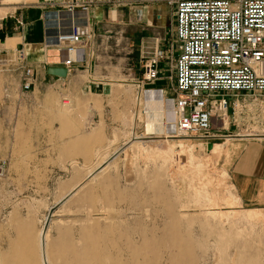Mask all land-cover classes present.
<instances>
[{"label": "rangeland", "instance_id": "rangeland-1", "mask_svg": "<svg viewBox=\"0 0 264 264\" xmlns=\"http://www.w3.org/2000/svg\"><path fill=\"white\" fill-rule=\"evenodd\" d=\"M39 2L0 0V24L21 8ZM13 42L8 40L6 46L0 42V164L4 161L6 167L0 177V197H34L33 201L40 200L35 206L45 205L38 237L41 243V236L47 235L46 264H264V213L248 212L240 202L229 201L236 196L229 168L240 140L264 135L259 108L243 114L237 126L226 119L225 130L213 121L210 134L215 138L207 143L213 144L208 149L200 139L173 137L178 135L174 127L168 132L164 124L173 105L165 98L163 106L154 99L151 102L146 93L143 114H138L141 123L135 125L130 114L132 130L123 134L124 149L112 156L114 142H108L97 150L94 163L83 173L86 182L55 207L69 189L63 183L65 176H56L46 186H14L11 182L12 169L25 175L22 168L32 160L27 154V101L19 95L21 71L12 55ZM108 46L112 49L97 64L99 74L125 84L138 79L139 51L133 49L127 61L122 43L116 48L113 42ZM61 97H57L59 108L70 109L71 101L63 104ZM220 144H226L229 157L210 161L214 146ZM71 166L75 170L78 163ZM49 206L55 208L46 225Z\"/></svg>", "mask_w": 264, "mask_h": 264}, {"label": "crops", "instance_id": "crops-1", "mask_svg": "<svg viewBox=\"0 0 264 264\" xmlns=\"http://www.w3.org/2000/svg\"><path fill=\"white\" fill-rule=\"evenodd\" d=\"M42 15L37 6H29L21 8L0 24V42L6 46L8 40L14 41V48L22 47L28 66L36 73L30 92L22 93L19 85L20 98L27 101V154L32 156V160L22 168L25 175L12 169L11 182L14 186H46L56 176H65L63 183L69 189L63 199L69 193L74 194L86 182L87 176L83 177V173L88 165L94 163L97 150L108 142H114L111 144L115 148L112 156L124 149L123 134L132 130L130 114L135 125L141 123L138 114H143L140 104L142 91L158 89L164 96L172 97L169 84L160 86L166 82L162 72L160 79L142 87L133 82L135 78L130 79V84L108 80L99 74L97 64L106 58L103 54L107 49H112L108 46L110 42L114 43V48L123 44L121 49L128 61L133 49L138 52L140 44L147 39L159 38L162 42L173 39L174 8L168 6L166 0H120L118 4H99L88 12L93 33L91 42L84 46L83 55L70 56L61 55L54 47L46 46L47 33ZM66 58L78 60L66 78L46 74V68L61 66ZM79 76L86 78H77ZM58 96H63L61 100L71 101L70 109L62 111L59 108ZM157 99L154 98L155 102ZM19 101L20 104L22 101ZM19 104L18 111L22 110ZM159 104L162 106L161 101ZM159 125L157 123L155 129ZM136 129L138 127L135 126V132ZM240 142L241 147L229 168L230 183L238 198L235 196L229 201L240 202L241 206L249 209L248 212L264 211V137L241 139ZM222 156L229 157L226 144ZM72 162L78 163L75 170ZM98 171L96 169L92 173ZM33 199L16 195L8 199L0 197V264H43V248L38 234L44 222L45 205L35 206L40 200ZM27 202L34 204L28 206ZM50 209L49 206L48 213Z\"/></svg>", "mask_w": 264, "mask_h": 264}, {"label": "built area", "instance_id": "built-area-1", "mask_svg": "<svg viewBox=\"0 0 264 264\" xmlns=\"http://www.w3.org/2000/svg\"><path fill=\"white\" fill-rule=\"evenodd\" d=\"M103 3L120 0H40L37 6L43 12L46 46L61 55H83L93 38L88 12ZM166 3L174 8V38L168 42L150 38L140 44L141 74L133 82L150 85L163 72L176 113L174 131L207 144L215 138L210 134L213 121L225 130V119L237 126L254 107L264 116V0ZM12 55L21 71V92H30L36 73L27 64L26 52L14 48ZM76 61L66 58L61 66L69 72ZM62 103L69 101L64 98ZM1 163L0 177L6 168Z\"/></svg>", "mask_w": 264, "mask_h": 264}, {"label": "bare ground", "instance_id": "bare-ground-1", "mask_svg": "<svg viewBox=\"0 0 264 264\" xmlns=\"http://www.w3.org/2000/svg\"><path fill=\"white\" fill-rule=\"evenodd\" d=\"M160 92H161L160 90H156V89H145L144 91H142V99H143V97L146 98V95H145L146 93H149L151 102L154 101L153 100L154 98H159V99L156 100V103H159V101H161L162 106H163V101L162 100H163V98H165L164 100H166L167 103H171L173 105V102H172L171 98L164 96L163 93L162 92L160 93ZM142 99L140 100L141 107H142ZM67 104H69V103H67ZM175 122H176V113H175L174 106H173L171 110H168L166 112V118H165V122H164L165 126L167 127V131L168 132H169L171 126H173L174 130H175ZM167 135L169 137H171L169 135V133ZM172 136L173 137H177V138H186L188 140L193 139V138L184 137V136H181V135H172ZM169 142L170 141H167V143H169ZM212 146H213V144H212ZM223 147H224V144H222V145L220 144V145L214 146V148H213V156H212L210 161H213V162L215 161L216 162L217 160L220 159ZM262 212L264 213V211H262ZM45 236L47 237V235L41 236V243H42L41 245H42V248H43V263L44 264L48 263L47 262V247H48V244L46 243L47 240H45Z\"/></svg>", "mask_w": 264, "mask_h": 264}, {"label": "water", "instance_id": "water-1", "mask_svg": "<svg viewBox=\"0 0 264 264\" xmlns=\"http://www.w3.org/2000/svg\"><path fill=\"white\" fill-rule=\"evenodd\" d=\"M46 74L48 76H52V77H57V78H66L68 76V72H67V69L66 67L64 66H53V67H48L46 68ZM148 139H152V138H148ZM212 147V144L209 143L207 144V148L210 149ZM71 196V193H69L68 195H66L63 199H61L55 207L57 206H61L62 204H64ZM53 207L51 209V211L49 212L48 214V217H47V222H46V225L48 224V221L50 219V217L52 216V213H53V209L55 208Z\"/></svg>", "mask_w": 264, "mask_h": 264}]
</instances>
